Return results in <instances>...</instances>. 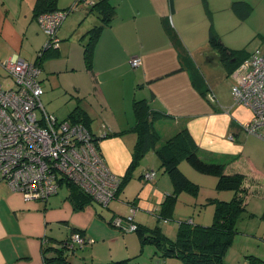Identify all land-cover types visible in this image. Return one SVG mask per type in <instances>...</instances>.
<instances>
[{
    "label": "crops",
    "instance_id": "crops-1",
    "mask_svg": "<svg viewBox=\"0 0 264 264\" xmlns=\"http://www.w3.org/2000/svg\"><path fill=\"white\" fill-rule=\"evenodd\" d=\"M76 1L73 0L74 8L67 16L78 7L77 5H82L75 11L78 15H72L73 19L68 22L69 25L76 23L74 32L79 33L75 44L77 54L70 55L69 49L72 50V44L68 45L69 49L62 47V44L51 47L52 56L50 55L47 61H42L40 66L38 77L41 81L48 71L73 70L70 64L74 59L77 61L76 57L83 58V45L87 40L85 34L98 19L94 12L89 11V7L97 0H82L79 4ZM233 1H246L252 5L249 16L244 20L246 21L254 11L255 0H110L115 8V14L110 24L104 26L100 32L92 54V67L87 69L84 64L82 67L93 86V94L100 96L102 89L97 84L98 78L113 74L126 66L129 82L124 89L129 96L132 95L131 107L134 99H146L153 110L165 113L164 117L155 120L154 126L158 125L162 118H173L174 126L169 127V134L163 140L180 128L186 127L196 142L201 158L225 163L226 173H243L245 184L249 185V182L255 181L264 187V127L259 128L256 133L245 130L252 119V111L231 98L234 78L227 73L217 53L208 43L209 26L213 23V29L219 33L221 40L229 48H245L249 53L256 48H264L263 24L258 25L253 32L252 35L259 39L250 49H247V44L236 46L239 42L237 37L231 38L234 44H228L223 39L225 32L220 29V34L217 28L218 24L222 26L221 18L217 16L220 21L218 20L216 24L217 19L210 9L217 12L225 10L224 7L229 9L232 13L227 11L225 22L229 27L232 16L239 20L231 9ZM258 1L261 5L263 3L264 8V0ZM30 2L23 11V0L16 1L15 8V3L0 0V62L14 54H18L25 61L33 62L36 54L46 45L48 39L39 31L38 22L32 13L35 0ZM221 3L223 6H219ZM57 6L62 9L70 7L71 4ZM89 14H92V17L95 15V20L93 17L87 21ZM167 19L195 68L201 73L208 92L201 94L194 88L189 71L180 68L178 52L163 26V21ZM62 26L57 31L58 42L69 38V34L62 30ZM225 39L227 41V38ZM135 56L141 62L139 68L135 67L138 68L137 71L129 68V60ZM52 57H57L56 61L51 60ZM54 65L57 68L53 70ZM0 77L2 84V78L6 77V74L1 67ZM88 91L77 87L75 104H80L88 114L91 120L90 133L94 137H100L98 153L103 157L107 168L116 176L118 185L120 182L118 177L124 174L130 163L136 135L135 133L109 135L127 130L126 128L131 127L133 122L125 117L123 120L125 125L115 117L113 120L114 115L103 118L101 114L103 112H98L88 96ZM209 93L213 95V101L207 98ZM135 95L138 98H135ZM43 106L56 116L45 104ZM66 116L59 119H65ZM106 134L109 135L104 137ZM246 142L252 144L250 148L245 147ZM154 155L156 157L155 153ZM146 158L147 156L133 174V182H136L138 192L126 202L130 199L135 200L137 209H144L156 219L159 204L164 195L171 192L172 185L168 179L157 175L162 172L157 166L159 165L157 157L156 162L146 161ZM181 167L187 172V166ZM148 171H154L155 175L147 178L145 173ZM62 188L64 187L60 190ZM60 190L53 202L49 199L44 202L25 201L18 192L11 190L0 176V264H45L43 256L49 259L54 251L43 250L57 246V241L66 240L71 236L72 229L81 230L83 236L89 239L99 237L97 239L105 240L112 234L120 236L119 232L108 224L113 215H118L115 209H111V214L106 216L93 202L83 210L75 211L67 199L68 190L64 188L66 192L59 195ZM253 197L256 198L258 205L253 208L247 206L248 212H252L253 216L245 214L238 220L237 227L240 232L235 234L223 264H246L249 256L264 259V217H261L263 212H259L260 209L264 211V197L252 196L248 202ZM136 222L150 225L144 221ZM96 227L101 228L96 231L94 230ZM68 259L71 264L88 261L84 258L77 260L78 258L73 255ZM91 260L92 263L103 261L94 257H91ZM46 264L57 263L51 261Z\"/></svg>",
    "mask_w": 264,
    "mask_h": 264
},
{
    "label": "trees",
    "instance_id": "trees-1",
    "mask_svg": "<svg viewBox=\"0 0 264 264\" xmlns=\"http://www.w3.org/2000/svg\"><path fill=\"white\" fill-rule=\"evenodd\" d=\"M81 1L82 0H77L76 2L79 4ZM72 7L73 6L62 9L58 8L57 0H35L32 13L39 24L38 18L40 15L56 11H68L71 10ZM252 8V5L246 1H233L231 5V9L237 14L240 20H245L249 16ZM89 11L94 12L100 22L87 30L85 34L87 40L83 45V61L87 69L92 67V54L95 44L103 27L110 24L115 14V8L111 5L110 0H97L90 5ZM163 26L169 37H171L178 52L180 68L188 70L194 88H196L201 94L205 93L207 88H205L204 79L202 78L201 73L195 68L191 58L187 55V52L182 43H180L177 34L173 32L168 23V19L163 21ZM55 36L58 37L57 33ZM46 38L48 40L50 39L48 35ZM208 43L209 46L215 50L221 64L229 74H231L238 64L249 55V51L245 48L232 49L226 46L221 40L219 34L213 29L212 24L209 26ZM51 51L50 48L43 46L41 51L36 54L32 63L38 66L39 70H41L40 66L42 61L46 57L49 58L52 56L50 53ZM2 70L4 71V69ZM4 73L8 76L5 71ZM38 81L39 83L41 81L39 77ZM41 88L42 95V85ZM41 95L40 102L42 103ZM132 112L134 115V124L128 128V131L135 133L136 140L133 145L130 163L124 174L120 177V182L112 199L120 194L124 185L132 178L135 169L140 164V160L145 156V153L150 150L154 151L156 154L159 162L158 168L163 173L167 174L172 185L171 192L165 194L159 204L157 220H163L165 223H168L171 220L173 221V208L179 193L186 191L192 195L197 194V184L190 181L179 168V164L183 160L187 161L196 171L215 176L217 178L215 188L217 190H231L233 195L229 200H223L216 197L208 198V203L213 205L212 220L209 224L192 222L190 219L176 221L175 238H169L164 234L162 228H160L158 224L150 226L134 221L133 212H135V200L128 202L129 214L127 216L123 215V217L127 219L126 224L125 222L124 224H121L118 220H114L112 217L115 215L111 217L108 224L110 226L118 224L119 227L122 228V233H134L139 241V245L145 241L151 242L154 246L153 252L155 255H158L159 259L165 257H177L181 260L182 264H223L224 257L233 242L235 234L240 232L237 227L238 220L243 218L245 214L250 217L253 216V213L248 212L247 210L249 198L252 196L264 197V187L255 183V181L249 182V185L245 184L246 180L243 173H226L225 163L207 161L201 158L197 150L196 142L186 127L180 128L164 140V142L158 144L160 134L155 128L154 122L155 120L164 117L165 113L153 110L146 99H134L132 101ZM57 119L59 118L57 117ZM59 120H66L73 124H81L90 132L91 120L80 104L76 103L69 111L66 118ZM123 132L124 131L115 134L111 133L110 135L106 134L104 137L108 135H121ZM90 135V141H92L94 147L99 152L100 137H94L91 133ZM114 177L116 180L115 175ZM61 187L68 190L67 199L75 211L83 210L93 202L105 208L108 206L110 200H112L110 199L104 204L103 202L96 200L91 193L87 192V190L79 187L78 184L65 177L59 179L58 188L54 194H57ZM46 200L47 199L40 201L44 202ZM261 217H264V211ZM74 234H78L80 238H82L80 243L73 240ZM70 235L71 236L66 240L57 241V246L47 247L43 250V252L54 251L49 259L46 258L45 255L43 256L45 264L51 261H54L57 264H71L68 257L72 256L77 248L84 247L87 245L86 243L90 241V239L83 236V233L79 229H72ZM124 256L125 257L118 259L111 257L108 258L111 260H103L96 263H92V260L81 261V264H132L134 261L133 258L136 255L131 254L130 256ZM160 262H162V260H160L159 263ZM246 264H264V259H257L256 257L249 256L248 263Z\"/></svg>",
    "mask_w": 264,
    "mask_h": 264
},
{
    "label": "built area",
    "instance_id": "built-area-1",
    "mask_svg": "<svg viewBox=\"0 0 264 264\" xmlns=\"http://www.w3.org/2000/svg\"><path fill=\"white\" fill-rule=\"evenodd\" d=\"M72 7L71 10H73ZM56 11L39 16V24L50 37L45 47H56L55 36L61 22L71 11ZM140 59L130 58L135 68ZM14 81V86L0 84V176L11 190L25 201L47 199L56 193L58 181L72 180L107 203L117 189L114 175L90 141V132L81 124L59 120L40 102L39 68L14 54L0 62ZM234 78L232 98L252 111L245 127L256 133L264 127V48H256L231 73ZM153 171L146 172L151 178ZM78 234L73 240L81 242Z\"/></svg>",
    "mask_w": 264,
    "mask_h": 264
},
{
    "label": "rangeland",
    "instance_id": "rangeland-1",
    "mask_svg": "<svg viewBox=\"0 0 264 264\" xmlns=\"http://www.w3.org/2000/svg\"><path fill=\"white\" fill-rule=\"evenodd\" d=\"M6 1L9 3H15L16 1L19 0H6ZM30 1L31 0H23V6H22L23 11L24 8H27V4L29 5L31 3ZM72 2L73 0H57V5L71 4L72 6L73 5ZM255 2L256 5L254 11L246 21L240 19L239 20L234 19L232 16L231 21H229V23H231L229 24V27L225 25L227 24L225 23L228 15L227 11H229V13H232L230 12L229 9L224 7L225 10H221L218 12L213 9H210L213 12V16L215 17V19H217V16L221 18V21L219 19L216 20V24L218 23V20L221 22L222 26H219L218 24L217 28H219L220 34H221L220 29H222L225 32L223 37L225 42H227L228 44H234L232 43L231 38L237 37L239 42L236 46H242V44H247L246 45L247 49H250L251 47L255 46V43L258 42L259 37H254V35L252 34H254L253 32L256 30V27L258 25L260 24L264 25L263 3L261 5V3H258L259 2L258 0H255ZM16 6L17 4L15 3L14 8ZM77 6L78 7L73 12H71L66 17V19L61 22L59 26L60 28L63 25L62 30H64L66 34H69V38L63 41H59L58 44L59 45L62 44V47H67L68 49H69L68 45L72 44V50L69 49V53L72 56L77 54V50H75V44H76V37L79 36V33L78 31L77 33L74 32V26L76 23L74 25H69L68 22L71 21V19H73L71 17L72 15L74 16L78 15L76 14L78 12L75 11L80 9L82 5H77ZM219 6H223L222 3ZM28 14L29 16H31V12L29 9H28ZM169 14L172 19L173 17L171 12ZM93 17H94L93 20H95L96 16L94 15ZM93 17L92 14H89L86 20L90 21V19ZM98 23L99 20L96 19L94 24L97 25ZM207 24L209 25V22ZM38 26H39L38 28L40 29L39 31H41L45 36H47V34L44 32L40 24H38ZM225 38H227V41ZM56 58L57 57H52L51 60L56 61ZM76 59L77 61L74 59V62L70 64V68L71 67L74 68L71 71L55 70L54 72L48 71L46 74L43 75L44 79L41 81V85L44 89V94H42L41 96H42V102L43 104H45L46 108L49 111H53L58 118L65 117L75 105V101L77 98V95L75 94L76 88L81 87L82 90L85 91L89 90L88 91L89 95L88 94L87 95L98 109V112H103L101 113L103 118H106V116L114 115L112 118L113 120L115 117L118 121H123L125 120V117H127L134 124V115L131 107L132 95L129 96V94L126 93L124 89L125 85H128L129 82L128 81L129 74H126V66L121 67L113 74H107L106 76H101L100 79L98 78L97 84L102 89V93L99 96L97 94L94 95L92 92L93 86L87 78L88 77L87 72L84 71L82 67V64H84V61L82 63L83 58L81 59L80 57L79 58L76 57ZM47 60L48 57H46L43 60V62ZM55 66L56 65L52 67L53 70L57 68ZM129 68L133 69L134 71H137L139 67L133 68L129 65ZM2 84L4 88H10L14 86L13 80L8 76L2 78ZM140 91L141 90H139V92ZM135 98H138V96L135 95ZM207 98L210 99L211 101L214 100L213 95H211L210 93L208 94ZM155 126L160 134V140L158 144H161L162 142H164L163 138L165 136H168L169 134L168 133L169 127L171 126V128H173L174 126L173 118L172 117L162 118L159 121L158 125ZM128 128H126L127 130H125L121 135L133 133L131 131H128ZM251 145L252 144L249 142L245 143V147L247 146V148H250ZM146 156H147L146 161L156 162V157L154 153L152 154V151L150 150L145 153V156L140 160V163ZM181 166H185V167L187 166L188 167L187 172ZM180 168H181L180 170L188 177L190 181L197 184L198 190L196 195H192L186 191L179 193L173 208V217H174L173 221L171 220L168 223H165L163 222V220H156L154 215H151L149 212L144 211V209L142 208L137 209L136 205H135V212H133L134 221L148 222L150 226H154L155 224H158L159 227L162 228L163 233L166 234L169 238H175V234H176L175 224L177 223L176 221L190 219L192 222H198L202 224H209L211 222L213 205L208 203V198L216 197L223 200H229L233 195V192L231 190H225V189L217 190L215 188V184L217 181V178L215 176L203 174L196 171L193 167L189 165L187 161L183 160L180 164ZM157 175L162 176L163 179H168L170 183L169 177L167 176L166 173H164L163 175V172H161L160 174ZM118 178L120 179V177ZM133 179H134V175L124 185L118 197L110 200V202L108 203L109 208L107 207L102 208L97 203H95L96 204L95 206L100 208L101 211L104 212L106 216L111 214L110 213L111 209H115L118 215H115L112 218L114 220H118L119 223L121 224H124V222L126 224L127 219H125V217L122 216V215L127 216L129 214V203L126 202V200L134 196L138 192L137 191L138 186L136 182H133ZM64 192H66V190L62 188L60 190L59 195H61V193L64 194ZM56 195L57 194L48 196L47 200L49 199L51 202H53L55 200ZM255 199L256 198L253 197V199H251L248 202L247 206L253 208L255 205H258ZM259 212L262 213L263 209H260ZM110 227L113 230L119 232L120 236L112 234V236L105 238V240L97 239L99 237H97L96 239L90 238V241L86 243L87 245H85L82 248H77L73 252V256H75L76 259L78 258L77 260H82L83 258L85 260H91V257H94L106 261V260H111L108 259L111 257L114 259H118V258H122L121 256L125 257L124 255L127 254L130 255L135 254L136 256L133 258L134 261L132 262V264H182L181 260L177 257H165L163 259H159L158 255H155L153 252L154 246L151 242L145 241L141 245H139V241L136 238L135 234L131 232L122 233L121 232L122 228H120L118 224H115V226H110ZM100 228L101 227H96L94 228V230L99 231ZM106 229L108 230L109 228ZM160 260H162V262L159 263Z\"/></svg>",
    "mask_w": 264,
    "mask_h": 264
}]
</instances>
